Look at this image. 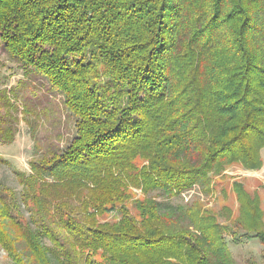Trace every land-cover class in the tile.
<instances>
[{"label": "trees", "instance_id": "obj_1", "mask_svg": "<svg viewBox=\"0 0 264 264\" xmlns=\"http://www.w3.org/2000/svg\"><path fill=\"white\" fill-rule=\"evenodd\" d=\"M1 50L75 129L0 185L7 264H238L239 237L264 260L259 183L233 216L189 194L264 164V0H0Z\"/></svg>", "mask_w": 264, "mask_h": 264}, {"label": "rangeland", "instance_id": "obj_2", "mask_svg": "<svg viewBox=\"0 0 264 264\" xmlns=\"http://www.w3.org/2000/svg\"><path fill=\"white\" fill-rule=\"evenodd\" d=\"M74 135V118L62 105L61 93L50 88L45 79L36 72H24L18 62L1 50L0 185L19 191L20 186L15 173L29 174L31 162L42 156H49V151L56 152V148L64 150ZM262 157L264 162V151ZM262 167L260 174H250L238 167H232L222 177L215 179L209 195L202 196L199 190L189 194L192 198L199 196L206 207H213L215 210L228 207L233 216L236 215L237 203L231 186L235 179H240L251 189L256 188V183H259L258 189L264 207V164ZM133 193L135 198L139 196V191L134 190ZM189 194L184 196L187 200H190ZM99 218L110 222L116 220L114 214H106ZM238 239L237 244L226 239L238 264H249L252 261L264 264L261 257L262 246L256 239L242 237ZM0 264H7L1 250Z\"/></svg>", "mask_w": 264, "mask_h": 264}, {"label": "crops", "instance_id": "obj_3", "mask_svg": "<svg viewBox=\"0 0 264 264\" xmlns=\"http://www.w3.org/2000/svg\"><path fill=\"white\" fill-rule=\"evenodd\" d=\"M262 168L259 171H245V172L250 173V174H260L262 171ZM263 172H264V170H263Z\"/></svg>", "mask_w": 264, "mask_h": 264}, {"label": "built area", "instance_id": "obj_4", "mask_svg": "<svg viewBox=\"0 0 264 264\" xmlns=\"http://www.w3.org/2000/svg\"><path fill=\"white\" fill-rule=\"evenodd\" d=\"M184 199H185V201H187V198L186 197H184Z\"/></svg>", "mask_w": 264, "mask_h": 264}]
</instances>
